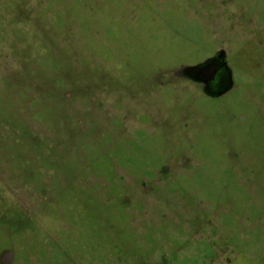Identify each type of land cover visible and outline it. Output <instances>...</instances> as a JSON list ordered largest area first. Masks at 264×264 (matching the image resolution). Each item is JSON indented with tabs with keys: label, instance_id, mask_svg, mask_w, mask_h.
<instances>
[{
	"label": "rangeland",
	"instance_id": "374dc122",
	"mask_svg": "<svg viewBox=\"0 0 264 264\" xmlns=\"http://www.w3.org/2000/svg\"><path fill=\"white\" fill-rule=\"evenodd\" d=\"M0 264H264V0H0Z\"/></svg>",
	"mask_w": 264,
	"mask_h": 264
},
{
	"label": "water",
	"instance_id": "95a60500",
	"mask_svg": "<svg viewBox=\"0 0 264 264\" xmlns=\"http://www.w3.org/2000/svg\"><path fill=\"white\" fill-rule=\"evenodd\" d=\"M217 69L222 71L226 76V86H212L214 83V76L217 72ZM183 75L191 80L197 81L200 84H203V90L206 91L211 96H218L230 88L231 79L230 72L226 66L225 59L223 54L218 53L213 58L207 60L206 62L188 67L184 69ZM223 88V89H221Z\"/></svg>",
	"mask_w": 264,
	"mask_h": 264
},
{
	"label": "flooded vegetation",
	"instance_id": "af4514ba",
	"mask_svg": "<svg viewBox=\"0 0 264 264\" xmlns=\"http://www.w3.org/2000/svg\"><path fill=\"white\" fill-rule=\"evenodd\" d=\"M213 80H214V83L212 84L213 87L214 86L219 87V86H221V85H218L219 83L223 82L222 84H224L227 82L225 74L218 69H217V72L215 73Z\"/></svg>",
	"mask_w": 264,
	"mask_h": 264
}]
</instances>
